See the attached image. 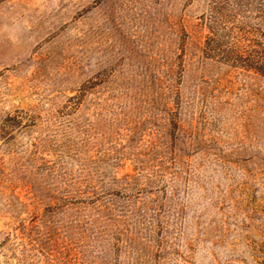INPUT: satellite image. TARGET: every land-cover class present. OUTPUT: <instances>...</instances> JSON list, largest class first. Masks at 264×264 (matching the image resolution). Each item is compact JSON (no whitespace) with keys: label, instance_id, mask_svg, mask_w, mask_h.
I'll return each instance as SVG.
<instances>
[{"label":"rangeland","instance_id":"1","mask_svg":"<svg viewBox=\"0 0 264 264\" xmlns=\"http://www.w3.org/2000/svg\"><path fill=\"white\" fill-rule=\"evenodd\" d=\"M0 264H264V0H0Z\"/></svg>","mask_w":264,"mask_h":264}]
</instances>
